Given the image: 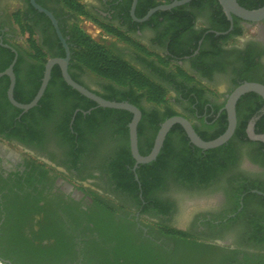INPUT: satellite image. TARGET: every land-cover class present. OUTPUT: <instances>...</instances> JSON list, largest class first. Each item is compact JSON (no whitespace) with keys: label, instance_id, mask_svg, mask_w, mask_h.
Returning a JSON list of instances; mask_svg holds the SVG:
<instances>
[{"label":"flooded vegetation","instance_id":"obj_1","mask_svg":"<svg viewBox=\"0 0 264 264\" xmlns=\"http://www.w3.org/2000/svg\"><path fill=\"white\" fill-rule=\"evenodd\" d=\"M76 1L85 15L68 10L63 0H34L56 20L76 83L105 93L104 81L72 62L74 25L166 90L164 105L140 103L146 119L157 120L156 127L143 122L139 135L137 127L143 157L161 125L173 117L187 120L202 141L217 139L228 128L226 105L235 89L244 83L264 86V20L230 19L219 0H192L149 17L151 10L180 0ZM244 1L257 6L264 0ZM30 40L48 56L37 79L41 86L47 62L66 59V49L51 19L31 0H0V64L9 52L15 58L12 49L17 61L23 56L19 95L31 92L28 72L39 65L28 56ZM56 67L70 87L59 65L51 74ZM1 78L0 259L9 264L19 258L29 264H264L262 97L247 93L238 99L234 134L214 149L198 148L181 125H173L163 143L168 155L152 172L163 147L155 161L136 165L130 137L126 140L116 125L90 129L86 116L94 108L78 117L79 99L62 91L59 78L48 82L45 118L40 110L11 105L9 86L7 102L2 92L10 80ZM179 154L185 157L182 166L174 159Z\"/></svg>","mask_w":264,"mask_h":264},{"label":"trees","instance_id":"obj_2","mask_svg":"<svg viewBox=\"0 0 264 264\" xmlns=\"http://www.w3.org/2000/svg\"><path fill=\"white\" fill-rule=\"evenodd\" d=\"M65 7L73 12H76L78 15H85L84 8L76 0H63ZM240 6L248 10H254L260 8L264 5V1L260 5H253L245 2L244 0H238ZM19 22V20H18ZM25 31V30H24ZM23 31V33H24ZM71 42L74 45V48L71 49L72 52V62L77 65L78 68L85 69L91 74L95 75L100 80L106 83L104 88V94H97L101 98L112 101V102H127L136 106L139 110L142 111V119L138 126V135L140 134L141 125L143 122L148 121L154 127H156L157 120L155 116H150V119L147 120L146 113L141 108L140 103L142 100H145L146 103L161 106L166 103V90L160 85L152 81L147 75L139 71L131 63L124 60L122 57L116 55L111 50L107 49L104 45H101L95 42L90 36H88L83 30H81L77 25H74L71 33ZM31 53L28 56L39 63L37 67H33L31 71L28 72V75L31 76V92L27 95L18 94V75H19V65L22 61L23 56L18 57V61L14 66V74L16 76V86L14 89V99L21 104L30 103L37 94L38 87L40 82H37V79L42 78L44 65L47 61V54L42 51V49L36 44L34 40H30ZM26 54V52H25ZM14 55L9 52L6 57V63L0 64V73L5 71L11 64ZM245 68L247 72L252 71V65L250 62L245 63ZM70 76L74 81H76V75L70 73ZM59 78L62 84V91H70L73 95L78 97L79 103L77 107L80 108L81 112L78 117L83 115V112L94 108L87 117V124L90 129H96V127H107L111 128L113 125L118 127V132L124 134L126 140H128V128L126 127L132 120V114L123 110L115 109H105L100 108L97 104L86 97L81 96L78 92L71 90L70 87L66 86L61 78L59 69L56 67L51 74L50 84L55 83ZM5 78H1L0 82ZM7 79V78H6ZM77 82V81H76ZM49 84V85H50ZM9 86V81L6 83V88L4 89L3 98L8 102L5 90ZM48 90L39 101L38 105L31 110V112L41 111L45 118L47 99H48ZM9 105V103H8ZM174 113H170L169 116H172ZM155 115V113H154ZM184 142L182 143V145ZM167 145H164L160 155L157 160L151 163L150 171L154 172L159 166H161L166 156L168 155ZM128 158L131 160V156L128 154ZM177 163L182 166V163L185 164V157L182 154L175 156L174 158ZM15 264H29L24 258H19L16 260Z\"/></svg>","mask_w":264,"mask_h":264},{"label":"water","instance_id":"obj_3","mask_svg":"<svg viewBox=\"0 0 264 264\" xmlns=\"http://www.w3.org/2000/svg\"><path fill=\"white\" fill-rule=\"evenodd\" d=\"M31 1H32V4L39 11L45 13L51 19L53 25L55 26L57 34H58L61 42L63 43V45L66 49L67 58L66 59H51V60H49L45 66V72H44V77L42 79V84H41L36 96L34 97V99L30 103L21 104V103H18L14 99V89H15V85H16V76L14 74V65L17 61V52L14 49H12V51L15 53V58H14L13 62L11 63V65L4 72L0 73V78L7 76L10 80V85H9V88L7 91V97H8L9 102L11 103V105H13L14 107H16L22 111H28V110L36 107L38 105L39 101L41 100V98L43 97L44 93H45V90L47 88L48 82H49L50 77H51L52 68L55 65H59L61 67V70H62L63 79L67 83V85H69L72 89L77 91L82 96H84L87 99L95 102L98 107L105 108V109L123 110V111H127L130 114H132L133 117H132V120L129 123L128 127H129L131 153H132L133 158L136 161V165L148 164V163H151V162L156 160L157 156L159 155V153L163 147V143H164V140L166 138L167 133L172 128V126L175 124L181 125L185 129L190 141L200 149L208 150V149H214V148H217V147L224 145L225 143H227L230 140V138L233 136L234 131H235V127H236L235 106H236L238 99L247 93H255L264 99V86L261 84L244 83L243 85L236 88L235 91L229 97L227 105H226V109H227L228 114H229L228 128L220 137H218L217 139L210 141V142L202 141L197 136V134L195 133V131L191 127L190 123L187 120H185L184 118H181V117L170 118V119L166 120L161 125V128H160V130L156 136L155 143H154V146H153L150 154L143 157L139 154L138 146H137V127H138V124H139L141 117H142L141 111L136 106H134L130 103H127V102L107 101V100L101 98L100 96H98L97 94L87 90L86 88L79 85L75 81H73L71 79L69 73H68L69 51H68V48L66 46V43H65L61 33L59 32L56 20L54 19V17L52 16L51 13H49L48 11L37 6L34 3V0H31ZM191 1L192 0H180V1L174 2L173 4H171L169 6H162V7L155 8L149 12L148 17L157 10L171 9L173 7H177V6L187 4ZM219 2L223 6L225 13L228 15V17L230 19H231V15H234V16L241 18V19L248 21V22H260V21L264 20V5L258 9L248 10V9L241 7L237 3V0H219ZM260 139L264 140V136L260 137ZM0 264H9V263L0 259Z\"/></svg>","mask_w":264,"mask_h":264}]
</instances>
